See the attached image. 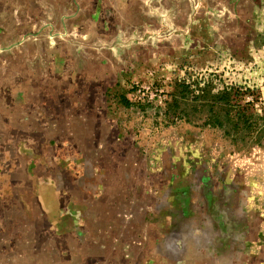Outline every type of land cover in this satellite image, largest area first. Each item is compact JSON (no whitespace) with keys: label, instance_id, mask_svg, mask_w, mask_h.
<instances>
[{"label":"rangeland","instance_id":"obj_1","mask_svg":"<svg viewBox=\"0 0 264 264\" xmlns=\"http://www.w3.org/2000/svg\"><path fill=\"white\" fill-rule=\"evenodd\" d=\"M0 264H264V0H0Z\"/></svg>","mask_w":264,"mask_h":264},{"label":"trees","instance_id":"obj_2","mask_svg":"<svg viewBox=\"0 0 264 264\" xmlns=\"http://www.w3.org/2000/svg\"><path fill=\"white\" fill-rule=\"evenodd\" d=\"M183 87H180L179 94H180V96L185 97L186 95H188L190 93V91L187 90L188 89L187 87H184V88ZM204 98H206V97L204 96ZM237 99H238V97H237ZM220 102H223L227 107H229V110H227V113H226V116H227L226 118L230 122L229 114L234 107V104H233L234 101H232L230 93H223V94L217 95L215 97H212L210 101H207V103H203V108H208L209 112H210V116L207 118L205 123L209 124L211 127L212 126L213 127H222L223 126V124H222L223 116L221 115L220 111L216 110L217 104ZM175 105H176V103H175ZM236 117L238 118V120L234 123V125H233L234 128L238 129L241 126V124H243V126H244L245 124L248 123L249 117L244 111H239V113L236 114Z\"/></svg>","mask_w":264,"mask_h":264}]
</instances>
